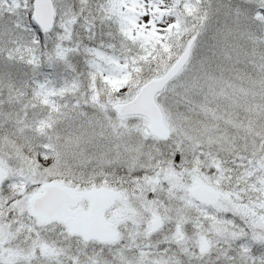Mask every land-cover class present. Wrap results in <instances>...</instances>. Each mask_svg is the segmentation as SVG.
I'll return each instance as SVG.
<instances>
[{
    "label": "snow or ice",
    "instance_id": "snow-or-ice-1",
    "mask_svg": "<svg viewBox=\"0 0 264 264\" xmlns=\"http://www.w3.org/2000/svg\"><path fill=\"white\" fill-rule=\"evenodd\" d=\"M0 264H264V0H0Z\"/></svg>",
    "mask_w": 264,
    "mask_h": 264
}]
</instances>
